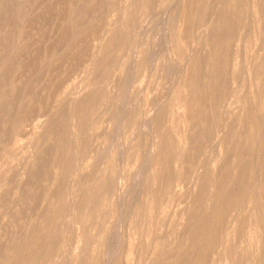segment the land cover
Instances as JSON below:
<instances>
[{"label":"rangeland","instance_id":"obj_1","mask_svg":"<svg viewBox=\"0 0 264 264\" xmlns=\"http://www.w3.org/2000/svg\"><path fill=\"white\" fill-rule=\"evenodd\" d=\"M0 264H264V0H0Z\"/></svg>","mask_w":264,"mask_h":264},{"label":"bare ground","instance_id":"obj_2","mask_svg":"<svg viewBox=\"0 0 264 264\" xmlns=\"http://www.w3.org/2000/svg\"><path fill=\"white\" fill-rule=\"evenodd\" d=\"M4 2V1H3ZM5 4V3H4ZM182 103V102H181ZM185 103V102H184ZM182 105V104H181ZM71 125V124H70ZM73 132V131H72ZM70 133H71V131H70ZM75 133V132H74ZM182 150V149H181ZM149 154V153H148ZM177 165V164H176ZM182 168V167H181ZM175 169V168H174ZM9 209V208H8ZM214 213V212H213ZM22 235V234H21Z\"/></svg>","mask_w":264,"mask_h":264}]
</instances>
